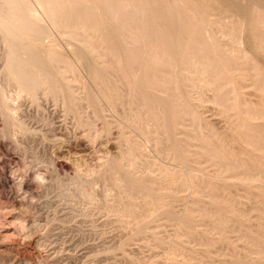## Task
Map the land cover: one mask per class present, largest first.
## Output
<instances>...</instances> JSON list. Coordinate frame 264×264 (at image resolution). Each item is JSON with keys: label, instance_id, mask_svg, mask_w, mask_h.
I'll return each instance as SVG.
<instances>
[{"label": "rangeland", "instance_id": "rangeland-1", "mask_svg": "<svg viewBox=\"0 0 264 264\" xmlns=\"http://www.w3.org/2000/svg\"><path fill=\"white\" fill-rule=\"evenodd\" d=\"M9 2L0 264H264V0Z\"/></svg>", "mask_w": 264, "mask_h": 264}, {"label": "bare ground", "instance_id": "bare-ground-1", "mask_svg": "<svg viewBox=\"0 0 264 264\" xmlns=\"http://www.w3.org/2000/svg\"><path fill=\"white\" fill-rule=\"evenodd\" d=\"M127 1V0H126ZM256 2H257V0H256ZM16 3V2H15ZM15 3H14V5H15ZM118 3V2H117ZM264 3V2H263ZM11 4H12V2L10 3L9 2V0H0V16H2V17H0V27L1 28H5V26L7 27V28H9L10 29V31L12 32V31H14V30H12L13 29V26H12V24L13 23H11V21H12V19L10 18L11 17V14H10V11L12 12V9H11V7H14L13 5L11 6ZM18 4V3H17ZM31 4V3H30ZM122 4V3H121ZM16 6V10H17V7H18V5H15ZM28 6V5H27ZM31 6H33V5H31ZM125 6H126V4H125ZM15 8V7H14ZM111 9V8H110ZM112 10V9H111ZM13 11H15V9H13ZM29 11V10H28ZM23 12V11H22ZM30 12H31V10H30ZM30 12H28L27 14H29V16H33L34 18H36L34 15H33V13H30ZM264 12V11H263ZM2 13H4L5 15H7V17L6 16H4L5 18H6V20H5V18H3V15H2ZM18 13V12H17ZM19 15V14H18ZM37 15V14H36ZM117 15V14H116ZM260 16H261V14H259ZM139 16V15H138ZM14 17V16H13ZM12 17V18H13ZM15 17H17V16H15ZM21 17V16H20ZM19 17V18H20ZM262 17V16H261ZM1 18L2 19H4V22H5V24L4 23H2L1 21ZM18 17H17V22H18V19H19ZM133 18V17H132ZM259 18V17H258ZM258 18H255L256 19V22L258 23V21H260L259 23H261L262 24V26H264V22L262 21V19L260 18V20H258ZM37 19V18H36ZM134 19V18H133ZM251 19V18H250ZM20 20V19H19ZM31 20V19H30ZM23 21V20H22ZM17 22H15V24L17 23ZM6 24H8V25H6ZM18 24V23H17ZM14 25V24H13ZM256 25V24H255ZM10 26H12V27H10ZM15 26V25H14ZM17 26V25H16ZM259 28H260V26H258ZM7 28H6V30H7ZM17 28V27H16ZM15 28V29H16ZM20 28V27H19ZM19 28H17L18 30H19ZM264 28V27H263ZM262 28V29H263ZM8 29V30H9ZM16 29V30H17ZM21 29V28H20ZM261 29V28H260ZM260 30V31H262L263 32V30ZM256 30H258V29H256ZM252 32H254V30L252 31ZM258 33V32H257ZM258 35H259V33H258ZM21 36V35H20ZM259 37H260V35H259ZM212 57V56H211ZM197 60V59H196ZM232 64V63H231ZM201 66V65H200ZM203 67V66H202ZM203 70V69H202ZM197 71V70H196Z\"/></svg>", "mask_w": 264, "mask_h": 264}]
</instances>
